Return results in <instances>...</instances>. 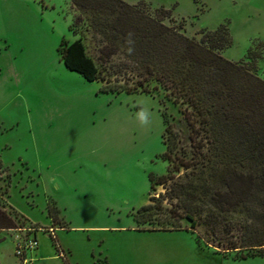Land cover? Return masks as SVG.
Here are the masks:
<instances>
[{"label": "rangeland", "instance_id": "1", "mask_svg": "<svg viewBox=\"0 0 264 264\" xmlns=\"http://www.w3.org/2000/svg\"><path fill=\"white\" fill-rule=\"evenodd\" d=\"M124 1L170 9L187 37L226 24L232 45L224 58L246 60L256 50L264 79V0ZM76 15L69 0H0V206L17 215V228L38 229L36 252L49 257L40 264H264L198 245L184 219L181 231L138 230L132 214L163 191L151 189L149 176L166 172L164 118L179 139L172 156L188 149L189 131L162 90L154 97L99 93L100 82L65 68L57 48L79 37L99 64L92 33L81 25L69 31ZM138 101L152 113L147 126L136 118ZM49 227L53 236L43 230ZM14 251V233L1 230L0 264H17Z\"/></svg>", "mask_w": 264, "mask_h": 264}, {"label": "trees", "instance_id": "2", "mask_svg": "<svg viewBox=\"0 0 264 264\" xmlns=\"http://www.w3.org/2000/svg\"><path fill=\"white\" fill-rule=\"evenodd\" d=\"M69 2L77 12L69 31L75 34L81 25L92 33L100 43L99 64L86 54L79 37L62 40L57 48L65 68L87 82H100L99 93L154 97L162 90L166 100L179 106L189 131L188 149L180 147V156H172L179 139L164 118L166 172L149 176L151 189L161 186L163 191L132 214L138 230L181 231L184 219L198 245L238 252L239 260L264 258L261 56L252 50L246 60L224 58L222 52L232 45L224 23L214 30L200 29L198 38L187 37L181 23H172L171 10L162 6L151 9L143 1L124 0ZM5 195L8 199L7 190ZM47 209L54 224L59 211L54 203ZM16 216L0 206V231L17 228Z\"/></svg>", "mask_w": 264, "mask_h": 264}, {"label": "built area", "instance_id": "3", "mask_svg": "<svg viewBox=\"0 0 264 264\" xmlns=\"http://www.w3.org/2000/svg\"><path fill=\"white\" fill-rule=\"evenodd\" d=\"M36 227L27 228H14L11 229L14 233L15 251L14 254L18 259L17 264H32L31 259L27 257L29 251H33L38 247V241L36 239ZM45 232L54 235V227L43 229Z\"/></svg>", "mask_w": 264, "mask_h": 264}, {"label": "clouds", "instance_id": "4", "mask_svg": "<svg viewBox=\"0 0 264 264\" xmlns=\"http://www.w3.org/2000/svg\"><path fill=\"white\" fill-rule=\"evenodd\" d=\"M141 104L139 111L136 113V118L141 126H147L150 124L152 113L149 106L138 101Z\"/></svg>", "mask_w": 264, "mask_h": 264}, {"label": "crops", "instance_id": "5", "mask_svg": "<svg viewBox=\"0 0 264 264\" xmlns=\"http://www.w3.org/2000/svg\"><path fill=\"white\" fill-rule=\"evenodd\" d=\"M0 129H1V128H0ZM37 249H38V247H37ZM37 249H35V250H33V251H29V252L27 253V257H29V258L31 259V263H32V264H34V263H35V264H40V260H41V259L49 258V257L38 256V252H36ZM51 258H52L53 260H58L57 257H56V255H55V256H51Z\"/></svg>", "mask_w": 264, "mask_h": 264}]
</instances>
